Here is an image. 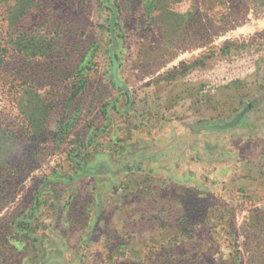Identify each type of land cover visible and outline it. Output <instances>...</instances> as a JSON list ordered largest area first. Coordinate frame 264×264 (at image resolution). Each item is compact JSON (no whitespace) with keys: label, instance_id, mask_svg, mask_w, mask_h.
Wrapping results in <instances>:
<instances>
[{"label":"rangeland","instance_id":"1","mask_svg":"<svg viewBox=\"0 0 264 264\" xmlns=\"http://www.w3.org/2000/svg\"><path fill=\"white\" fill-rule=\"evenodd\" d=\"M0 264H264V0H0Z\"/></svg>","mask_w":264,"mask_h":264}]
</instances>
